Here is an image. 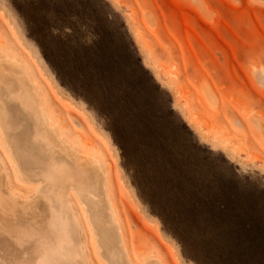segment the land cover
<instances>
[{"label":"rangeland","instance_id":"rangeland-1","mask_svg":"<svg viewBox=\"0 0 264 264\" xmlns=\"http://www.w3.org/2000/svg\"><path fill=\"white\" fill-rule=\"evenodd\" d=\"M0 69L15 95L24 78L66 151L101 164L127 264L264 263V0H0ZM0 101L38 172L22 177L0 132V264H76L58 257L60 218L41 192L32 140L46 128ZM67 194L81 264H112Z\"/></svg>","mask_w":264,"mask_h":264},{"label":"bare ground","instance_id":"bare-ground-1","mask_svg":"<svg viewBox=\"0 0 264 264\" xmlns=\"http://www.w3.org/2000/svg\"><path fill=\"white\" fill-rule=\"evenodd\" d=\"M3 66L6 68L11 66L10 70L16 72L17 75H21L23 72L19 64L13 66L3 63ZM0 72L4 71L0 69ZM2 78H4V75L0 73V81ZM23 79L24 78L21 76L17 77V83L20 86L18 95H15V93L10 90V87L4 85L1 81L0 100L11 99L17 102L21 109L27 110L34 115L36 124H43L46 128L45 134L36 132L32 141L34 147L40 151L38 157L48 166L46 177L43 178L46 186L41 189V192L50 193L49 200L51 202V207L60 218L59 228L64 236V245L58 257L64 258L65 256L66 258V256L77 254L75 258L76 264L82 263L76 220L67 201V187H70L75 191L88 217L93 235L96 237V244L101 250L99 252L101 258L103 259L104 256H107L112 264H127L125 259L129 256L125 237L122 234L123 230L119 228L115 220V214L117 213H115L116 210H114V207L116 206L113 207V199H111L109 186L106 182L105 172L101 164L75 156L72 152L64 149L48 127L50 118L46 117L47 115L41 108L36 95L26 89ZM8 121L9 116L5 110V106L0 101V132L5 148L10 154L9 157L22 177L29 180L31 178H38V172L36 174H30L24 170L23 159L21 161L18 158L16 146L12 138L13 129ZM58 259L59 258H56L57 261ZM104 261L106 264H109L106 260ZM143 264L160 263L156 260H150Z\"/></svg>","mask_w":264,"mask_h":264},{"label":"trees","instance_id":"trees-1","mask_svg":"<svg viewBox=\"0 0 264 264\" xmlns=\"http://www.w3.org/2000/svg\"><path fill=\"white\" fill-rule=\"evenodd\" d=\"M45 57V59L47 60V58H46V56H44ZM130 57V53H129V51H128V58ZM48 61V60H47ZM139 61V60H138ZM50 63V62H49ZM143 73V72H142ZM143 75H148L146 72H144V74ZM143 78V80L145 81V76L144 77H142ZM90 89H92L91 87H90ZM158 89V88H157ZM156 89V90H157ZM89 92H92V90H90ZM102 95H104V94H106V91L105 92H102L101 93ZM101 95V96H102ZM89 101V103L93 106V108L100 114V115H102V116H104L106 119H108V117H110L109 116V114H108V111L106 110V108L104 107V106H102V104H100L99 102H94L93 100H88ZM92 101V102H91ZM253 260H255L254 259V256H252V254H249L248 255V258H247V262L245 263V264H253ZM260 264L262 263V264H264L263 263V260L261 259V260H257Z\"/></svg>","mask_w":264,"mask_h":264}]
</instances>
